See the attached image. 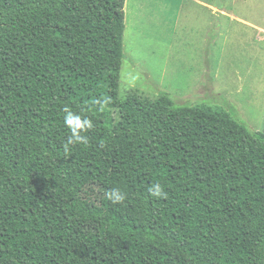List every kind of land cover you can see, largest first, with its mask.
<instances>
[{"label": "trees", "instance_id": "16d2710c", "mask_svg": "<svg viewBox=\"0 0 264 264\" xmlns=\"http://www.w3.org/2000/svg\"><path fill=\"white\" fill-rule=\"evenodd\" d=\"M124 30V0H0V264H264V131L120 100ZM65 108L93 122L68 152Z\"/></svg>", "mask_w": 264, "mask_h": 264}, {"label": "rangeland", "instance_id": "374dc122", "mask_svg": "<svg viewBox=\"0 0 264 264\" xmlns=\"http://www.w3.org/2000/svg\"><path fill=\"white\" fill-rule=\"evenodd\" d=\"M199 1L124 0L119 98L154 102L166 95L177 106L191 100L225 111L230 105L234 119L262 132L264 0ZM85 193L98 207L105 196L96 185ZM86 235L88 245L100 236L92 226Z\"/></svg>", "mask_w": 264, "mask_h": 264}, {"label": "clouds", "instance_id": "9594fccd", "mask_svg": "<svg viewBox=\"0 0 264 264\" xmlns=\"http://www.w3.org/2000/svg\"><path fill=\"white\" fill-rule=\"evenodd\" d=\"M63 123L70 132V136L67 142L64 144L65 152L69 151V145L75 143H87V138L82 136L81 133L93 128L92 120L88 119L87 117H82L81 115L70 111L68 108H65ZM148 191L156 198H161L167 195L160 183L150 185ZM106 197L113 204H117L125 200L126 194L119 188H112L106 192Z\"/></svg>", "mask_w": 264, "mask_h": 264}, {"label": "crops", "instance_id": "0c3cea01", "mask_svg": "<svg viewBox=\"0 0 264 264\" xmlns=\"http://www.w3.org/2000/svg\"><path fill=\"white\" fill-rule=\"evenodd\" d=\"M190 1H192V3L195 4V5H196L197 3L201 4V2H200L199 0H190ZM203 6H204L205 9H206L207 7H208L209 9H211V5H210V4L204 3ZM208 8H207V9H208ZM209 9H208V10H209ZM239 9H240V10H244L245 8L242 6V7H239ZM251 9L253 10V12H255V2L252 4ZM209 12H211V11L209 10Z\"/></svg>", "mask_w": 264, "mask_h": 264}]
</instances>
